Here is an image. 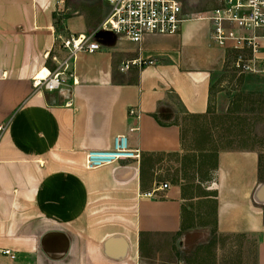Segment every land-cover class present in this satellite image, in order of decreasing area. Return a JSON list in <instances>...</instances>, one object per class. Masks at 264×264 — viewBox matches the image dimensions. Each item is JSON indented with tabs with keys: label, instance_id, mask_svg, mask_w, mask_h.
<instances>
[{
	"label": "crops",
	"instance_id": "1",
	"mask_svg": "<svg viewBox=\"0 0 264 264\" xmlns=\"http://www.w3.org/2000/svg\"><path fill=\"white\" fill-rule=\"evenodd\" d=\"M109 11L106 0H0V264H143L148 240L195 229L248 240L264 264L260 152L220 151L200 195L175 175L186 170L179 121L210 114L234 54L209 22L186 15L178 34L141 44L101 32V51L79 54L60 90L34 89L68 56L58 38L90 35ZM135 60L155 64L120 71ZM119 137L140 157L90 169L88 154Z\"/></svg>",
	"mask_w": 264,
	"mask_h": 264
},
{
	"label": "rangeland",
	"instance_id": "2",
	"mask_svg": "<svg viewBox=\"0 0 264 264\" xmlns=\"http://www.w3.org/2000/svg\"><path fill=\"white\" fill-rule=\"evenodd\" d=\"M178 1L188 17L217 6L216 0ZM235 59L231 54L224 75L214 86L212 112L205 117L183 116L179 121L186 170L178 169L175 175L198 195L203 193L200 184L214 179L216 156L222 150L254 149L264 164V75L238 72ZM209 232L195 229L172 239L148 240L143 264H254V248L248 240Z\"/></svg>",
	"mask_w": 264,
	"mask_h": 264
},
{
	"label": "built area",
	"instance_id": "3",
	"mask_svg": "<svg viewBox=\"0 0 264 264\" xmlns=\"http://www.w3.org/2000/svg\"><path fill=\"white\" fill-rule=\"evenodd\" d=\"M110 11L99 28L90 35L71 36L60 40L62 50L67 51L65 60L54 61L57 68L38 80L34 79V89L45 92L60 90L70 76L71 64L79 54H94L101 51L97 37L101 32L113 33L135 43L141 44L147 35H176L188 19L183 5L178 0H106ZM216 8L199 13L196 20L212 25L211 40L222 49L233 51L236 59L234 68L242 74L264 75V0H216ZM154 61L135 60L124 63L121 72H129L134 67L154 65ZM131 115L136 116L134 111ZM140 116H138L139 118ZM6 128L0 127V140ZM136 129H131L135 132ZM140 157L137 151L128 146L127 137L116 139L115 147L108 152H93L87 156V166L97 168L121 160ZM170 189L163 184L153 192L145 194L153 198L157 193ZM4 256L16 260L17 256L9 251Z\"/></svg>",
	"mask_w": 264,
	"mask_h": 264
},
{
	"label": "bare ground",
	"instance_id": "4",
	"mask_svg": "<svg viewBox=\"0 0 264 264\" xmlns=\"http://www.w3.org/2000/svg\"><path fill=\"white\" fill-rule=\"evenodd\" d=\"M47 75H48V72H47V71H45V72L42 73L41 75L39 74V75H38V80H41V79L45 78Z\"/></svg>",
	"mask_w": 264,
	"mask_h": 264
},
{
	"label": "trees",
	"instance_id": "5",
	"mask_svg": "<svg viewBox=\"0 0 264 264\" xmlns=\"http://www.w3.org/2000/svg\"><path fill=\"white\" fill-rule=\"evenodd\" d=\"M212 112V107H210V113Z\"/></svg>",
	"mask_w": 264,
	"mask_h": 264
}]
</instances>
